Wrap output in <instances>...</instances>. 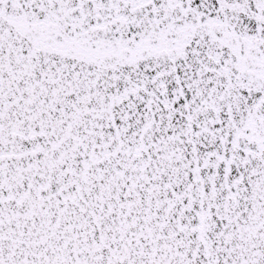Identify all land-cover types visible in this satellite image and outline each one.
I'll return each mask as SVG.
<instances>
[{
	"label": "snow or ice",
	"instance_id": "1",
	"mask_svg": "<svg viewBox=\"0 0 264 264\" xmlns=\"http://www.w3.org/2000/svg\"><path fill=\"white\" fill-rule=\"evenodd\" d=\"M0 264H264V0H0Z\"/></svg>",
	"mask_w": 264,
	"mask_h": 264
}]
</instances>
